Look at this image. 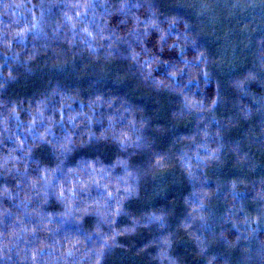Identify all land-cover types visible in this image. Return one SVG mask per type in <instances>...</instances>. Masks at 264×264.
Wrapping results in <instances>:
<instances>
[{
  "label": "clouds",
  "instance_id": "1",
  "mask_svg": "<svg viewBox=\"0 0 264 264\" xmlns=\"http://www.w3.org/2000/svg\"><path fill=\"white\" fill-rule=\"evenodd\" d=\"M0 264H264V0H0Z\"/></svg>",
  "mask_w": 264,
  "mask_h": 264
}]
</instances>
